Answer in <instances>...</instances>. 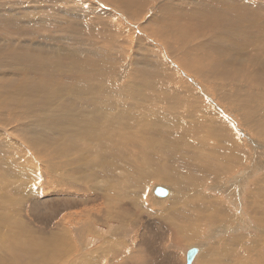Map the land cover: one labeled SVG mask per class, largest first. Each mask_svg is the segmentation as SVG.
I'll list each match as a JSON object with an SVG mask.
<instances>
[{"label": "bare ground", "instance_id": "obj_1", "mask_svg": "<svg viewBox=\"0 0 264 264\" xmlns=\"http://www.w3.org/2000/svg\"><path fill=\"white\" fill-rule=\"evenodd\" d=\"M96 1L0 0V264H264V0Z\"/></svg>", "mask_w": 264, "mask_h": 264}, {"label": "rangeland", "instance_id": "obj_2", "mask_svg": "<svg viewBox=\"0 0 264 264\" xmlns=\"http://www.w3.org/2000/svg\"><path fill=\"white\" fill-rule=\"evenodd\" d=\"M87 1H89V2H92V3H94L98 8H99V10H104L103 9V6H102V3L100 2V1H96V0H87ZM128 19H130V18H128ZM122 24H124V26L125 25H129V22H126V20H124V21H122L121 22ZM128 29V28H127ZM128 30H132V31H134V33H129V35H130V37L132 36V35H134V36H137V31H135L136 30V28L134 27V26H132V28L131 29H128ZM146 36H143L142 38H145ZM213 93V92H212ZM213 95H214V98L216 97V95H215V93H213ZM208 98V97H207ZM206 98V99H207ZM214 98L210 95V100H209V98H208V102H209V104H212V103H210V101H212V102H215V101H217V98H215V101H214ZM224 119L228 122V120H227V117H224ZM238 121H239V119L238 118H236ZM234 119H232V121H233ZM236 120V122H238ZM235 122V120H234V124L236 123ZM231 125L232 126H234L233 125V123H231ZM236 125V124H235ZM231 126V127H232ZM233 128V127H232ZM235 130H236V128H235ZM236 132H237V130H236ZM36 156H34V158H35ZM257 157V156H256ZM263 158V159H262ZM262 159V160H261ZM264 160V157L263 156H261L260 158H259V162L260 161H263ZM255 161H256V159H255ZM264 162V161H263ZM261 163V162H260ZM240 171H242V169L240 170ZM259 171V173H258V175H260L262 172H264V167L262 168V169H259L258 170ZM40 172V171H39ZM40 175V174H39ZM230 175L232 176V175H234V172L233 173H231V174H229L228 175V177H230ZM263 174H261V176H262ZM227 178V177H226ZM225 178V179H226ZM225 181V180H224ZM155 182H157V183H155ZM228 184L226 185V187L227 188H229L230 187V184H229V182H227ZM40 184H44L43 185V189L45 188V187H47V190H48V188L50 189L51 187H49L48 186V184L47 183H43V179H42V181H40ZM156 184H162L160 181H152V182H150V184L149 185H147L146 187H145V204H144V202L142 201L141 202V206L142 207H149L150 208V210L151 211H153V208H156V207H161V206H169L170 205V201L172 200V198L173 197H171L170 199H162L163 200V203H162V205H156V203H155V201L154 200H152V199H148V198H152L153 196H151L152 194L150 193V191H151V189H152V187L154 186V185H156ZM46 185V186H45ZM38 187H41V186H39V185H37ZM211 186V185H210ZM248 187H247V189L249 188L250 189V187L252 188V185H247ZM207 190V192H208V194L211 196V197H213V198H216L214 195H216L217 194V197H219L221 194L223 195V194H225V193H223V192H217V193H214V192H210L209 191V189H206ZM148 192V193H147ZM247 193L248 192H246L244 195H242L243 196V198L245 197V196H247ZM87 195L86 196H91L92 195V193H86ZM91 194V195H90ZM214 194V195H213ZM154 195L155 196H157L155 193H154ZM40 196H42L43 198H44V194H41ZM48 196L50 197V198H56L57 196L54 194V193H50V194H48ZM172 196H174V193H173V195ZM246 198V197H245ZM221 199H222V203L223 204H229V202L231 203V201L230 200H224L223 198H222V196H221ZM169 202H167V201ZM101 201V200H100ZM167 203H166V202ZM164 202H165V205H164ZM148 203H150V204H148ZM152 203H153V206H152ZM147 204V205H146ZM101 208H104V206H105V204L104 203H102L101 205ZM150 206H152V207H150ZM180 207V206H179ZM28 216H29V218L30 219H32L31 218V216L28 214ZM151 217H147V218H145V220H151L152 221V219H150ZM250 219V221H255L253 218H249ZM110 223H114V226L116 227V226H120V224L121 223H123L122 221H109ZM233 222H234V220H233ZM256 222V225H257V221H255ZM234 224H236V221L234 222ZM233 224V225H234ZM206 225V224H205ZM131 226V227H130ZM140 225H138V226H136V224H134V226L133 225H129V226H127L128 228H129V233H128V235L126 236L127 238V240L126 241H129V240H138V239H136L137 237H139V234L141 233V230L143 229V227L141 226V227H139ZM130 228H132V229H134V231L133 232H135L136 234H134V233H132V231H130ZM132 234H131V233ZM160 232H161V229H160ZM87 233V229H86V231L84 232V234H86ZM131 235H133V237H129V236H131ZM134 235H135V237H134ZM86 236H88V234L86 235ZM167 236V237H166ZM118 237H120V235L118 236ZM165 237L166 238H168L169 237V235L168 234H166L165 235ZM132 238V239H131ZM209 240V239H208ZM160 241V240H159ZM101 242V240H99V241H97V243L96 244H99ZM176 243V244H175ZM175 244V245H174ZM180 244V243H179ZM191 245H193V243L191 244ZM188 246V245H187ZM186 244H183V245H178V243L176 242V241H174V240H171V241H166V242H164V250H165V252H167V253H169V254H173L174 256H175V258H176V260H180V264H183V262H184V255H186V250L187 249H185L186 247ZM189 247V246H188ZM208 247V246H207ZM206 247V248H207ZM129 252H130V250H128ZM127 251V252H128ZM212 255L213 254H217V252H213V251H209ZM197 254V253H196ZM211 255V256H212ZM196 256V255H195ZM180 257H181V259H180ZM202 257H203V254H199L198 253V255H197V257H196V259H195V262H194V264H200L199 262H201V261H199V259L201 258L202 259ZM182 258H183V261H182ZM209 258L210 257H208V259H206L204 262H208V260H209ZM116 259H118L117 261H115V262H118L119 260L121 261V259H122V255H121V257L119 256V257H117ZM115 259V260H116ZM193 259V258H192ZM244 261H245V259H243ZM249 260V262H251V260L250 259H248ZM119 261V262H120ZM247 261V260H246ZM118 262V263H119Z\"/></svg>", "mask_w": 264, "mask_h": 264}, {"label": "water", "instance_id": "obj_3", "mask_svg": "<svg viewBox=\"0 0 264 264\" xmlns=\"http://www.w3.org/2000/svg\"><path fill=\"white\" fill-rule=\"evenodd\" d=\"M157 196L165 195L166 191L163 187H155L153 191ZM196 253V250L194 248L190 249L186 253V259L187 262H190L193 258L194 254Z\"/></svg>", "mask_w": 264, "mask_h": 264}]
</instances>
